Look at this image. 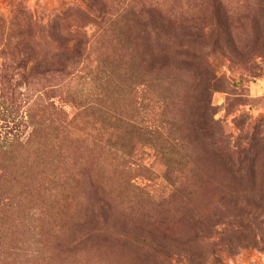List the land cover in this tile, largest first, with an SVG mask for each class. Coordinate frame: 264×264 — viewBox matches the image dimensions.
I'll use <instances>...</instances> for the list:
<instances>
[{
    "label": "rangeland",
    "instance_id": "obj_1",
    "mask_svg": "<svg viewBox=\"0 0 264 264\" xmlns=\"http://www.w3.org/2000/svg\"><path fill=\"white\" fill-rule=\"evenodd\" d=\"M209 1L143 3L208 32ZM217 1L220 48L213 36L194 64L169 53L150 69L126 42L140 0H0V50L26 64L10 92L0 78V264H264V0ZM79 39L65 71L29 73L43 46ZM97 100L105 115L81 114ZM119 115L158 127L168 150L121 137Z\"/></svg>",
    "mask_w": 264,
    "mask_h": 264
},
{
    "label": "trees",
    "instance_id": "obj_2",
    "mask_svg": "<svg viewBox=\"0 0 264 264\" xmlns=\"http://www.w3.org/2000/svg\"><path fill=\"white\" fill-rule=\"evenodd\" d=\"M140 1L142 2H138L139 6L137 9L133 10L127 16L125 29L127 31L126 34H129V38L126 42H130V45L142 50V62L144 63L145 67L147 65L150 69L156 65L167 67V64L163 62L162 58H164L169 53H173L171 56L172 58L177 56L178 58H182L183 61L185 60V62L192 61V65L198 59L197 55L194 53L195 51L193 47L195 45L201 43L207 38L214 36L216 38L214 47L219 49L220 45L216 46L218 44L219 36L223 35L229 37V35H231L229 32V19L226 15H220L223 12V5L217 0H210L208 2V7L212 10V22L215 24L218 30L216 28L215 30L209 29L208 32H205L203 29L197 28L196 26L190 25L189 23L185 22L184 19L178 20L168 17L155 6L143 3V0ZM218 14L220 15L219 17L217 16ZM220 20L223 21V23L221 22V25L219 24ZM173 42H176V44H173ZM86 46H88V43L83 46L80 39L77 41L75 40L72 46H69L67 42L55 45L53 48H47L49 46H43V48H41L38 52V58L35 59L33 66L29 68L28 71L30 73L38 70L41 71L40 74L42 75L61 73L65 71L70 64L73 65L74 61L77 62L81 59ZM226 48L231 49V54L234 56V58L239 60L244 57L243 52L246 50V48L238 45V43L233 44L230 41L229 46L228 43H226ZM22 49L25 50L24 48ZM17 53H22V50L17 47L14 49L2 48L0 50V55L5 60V62L9 61L8 65H3L2 75L0 76L1 80L4 81V84L0 86L6 92H10L9 90H11V86L8 84L13 79V75H17L25 69L26 64L23 63L22 60H13L12 57H14V54ZM138 80L140 81V79ZM144 93L145 90L138 88L137 94L143 96ZM97 107H100L98 100L97 103L85 105L83 109L84 111L81 114L86 112L87 114L88 112H91L90 116L99 113L103 114L101 111L95 109ZM103 115H105V113ZM112 117L113 115L110 116V120H115ZM127 118H129L128 115H119L116 120L117 123L120 124L119 127L123 131L121 137H124L126 132H132L138 136L143 135L144 137L155 139L156 142H159L161 145L159 149L165 151L168 150L164 146V133H162L158 127L153 128L147 125V122H145L143 119L136 121L134 119ZM192 131L196 133L195 129ZM124 148L126 153H128V155L130 154L129 156H132L135 153V150L131 145L124 146ZM154 152L158 153L156 150ZM230 155L231 151L227 147H221V149L216 147L215 155L213 157L218 158L219 160L216 159L218 161L223 160L225 163H230L229 165H232V160L230 162ZM136 157L138 158L137 160H143L144 154L137 152ZM164 159L168 161L169 158ZM171 164H173V162H171ZM172 176L173 173L171 171L170 163L168 162L165 178L169 184L171 183Z\"/></svg>",
    "mask_w": 264,
    "mask_h": 264
}]
</instances>
